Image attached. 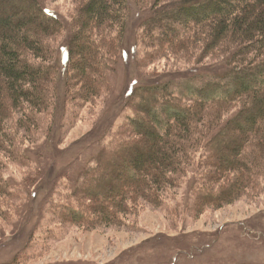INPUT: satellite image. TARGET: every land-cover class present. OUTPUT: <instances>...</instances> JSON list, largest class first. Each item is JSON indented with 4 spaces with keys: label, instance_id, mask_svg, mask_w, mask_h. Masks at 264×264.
I'll return each instance as SVG.
<instances>
[{
    "label": "trees",
    "instance_id": "obj_1",
    "mask_svg": "<svg viewBox=\"0 0 264 264\" xmlns=\"http://www.w3.org/2000/svg\"><path fill=\"white\" fill-rule=\"evenodd\" d=\"M136 1L150 10L151 0ZM155 1L145 25L146 46L136 50L137 66L185 50L178 55L195 66L207 58L223 61L230 81L226 88L214 86L223 91L194 85L180 92L178 79L198 77L193 67L144 77L145 85L128 97L135 112L107 133L111 140H103L94 153L96 163L69 192L75 200L53 203L54 212L57 205L66 210L56 214L65 224H119L143 200L162 205L165 192L196 169L202 181L196 176L199 185L191 191L200 214L263 188L264 0ZM76 2L71 40L56 51L54 41L65 34L61 13L42 0H0V196L19 194L5 176V159L32 165L27 141L36 142L44 129L49 142L56 138L61 88L66 84L69 103L87 106L104 94L115 62L128 54L130 0ZM65 49L64 65L59 56ZM196 49L203 53L196 56ZM105 133L98 127L91 134L98 139L89 136L78 144L90 146ZM39 195L31 191L35 202Z\"/></svg>",
    "mask_w": 264,
    "mask_h": 264
},
{
    "label": "rangeland",
    "instance_id": "obj_2",
    "mask_svg": "<svg viewBox=\"0 0 264 264\" xmlns=\"http://www.w3.org/2000/svg\"><path fill=\"white\" fill-rule=\"evenodd\" d=\"M42 2L64 17L65 34L54 41L57 51L60 43L71 40L72 25L79 15L77 2ZM155 2L149 1L150 10H143L136 0H130L131 16L124 38L128 54L115 62L117 69L111 73L104 94L79 109L77 102L69 103L65 84L61 88L56 138L49 142L44 129L36 142L27 141L26 147L32 148V165L5 159V176L14 182L19 194L17 198L0 196V264H264V180L262 190L252 191L223 207H206L201 214L196 211V191H191L197 182L195 177H200L196 169L184 184L181 181L180 186L165 192L162 205L143 200L119 224L76 226L65 224L56 216L57 211L66 213L58 205L75 200L69 192L77 189L89 165L96 163L94 153L103 140H111L107 134L110 129L116 130L135 112L128 104L129 96L146 82L144 77L157 78L193 67L198 77L178 79L180 92H188L194 85L210 89L222 83L226 88L230 81L224 76L223 61L207 58L202 65L195 66L178 55L185 50L147 61L142 69L137 66L136 50L141 46L143 51L146 46L145 25L153 17L151 7ZM65 52L59 56L64 65L69 55L67 49ZM202 53L196 49V56ZM98 127L106 130L101 141L90 146L78 144ZM98 137L99 134L92 135L89 140ZM33 190L40 192L37 202L31 196ZM54 202L58 204L55 212ZM162 237L165 239L161 240Z\"/></svg>",
    "mask_w": 264,
    "mask_h": 264
}]
</instances>
